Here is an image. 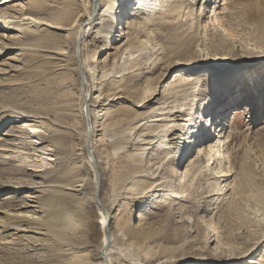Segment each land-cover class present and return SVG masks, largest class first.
<instances>
[{
	"label": "bare ground",
	"instance_id": "obj_1",
	"mask_svg": "<svg viewBox=\"0 0 264 264\" xmlns=\"http://www.w3.org/2000/svg\"><path fill=\"white\" fill-rule=\"evenodd\" d=\"M23 1L27 4H23L17 10L21 17L13 18L14 15H18L15 10L11 11L14 15L8 17L20 21L12 23L10 27L9 25L4 26L10 32L21 36L13 38L10 44H5L7 39L6 42L3 41V37L0 35V48L7 50V53L10 51L27 52L32 46L31 50L36 54L34 57H37V60L42 58V61L39 62L41 65H20V67L10 69L8 73L4 72L9 77L0 81V86L8 88L10 93L0 101V114L1 117L8 120L20 121L21 119V121L35 122L45 127L44 133L47 134L31 135L26 129L20 130V134L24 136H14L18 141L17 144L9 143L0 148V151L7 152L16 145L19 150L32 151V155L35 156V159L33 157V160L29 161L28 155L26 157L24 155L20 163L10 166L12 167L10 168L12 178L27 179L26 186L21 188L27 191V194L19 199L20 203L16 208L0 209L1 240L10 238L11 244L21 242L19 239H22V242L26 244L33 242L34 247H38L48 254L49 264H113L111 259V255L114 253L111 224H115L113 225L116 226L117 234L121 235L122 229L119 221L124 204L110 213L107 205L101 200L100 183L104 177L100 165L101 160H105L104 156L107 153L100 147L103 146L104 132L120 127L124 122L125 115L129 118L128 123L131 130L138 129L142 125L145 126L144 123L139 124L145 119H149V123H151L146 125L143 130H146V133L140 134L136 138V141L144 142L140 151L148 149L146 148L148 145H154L153 140L156 137L162 138L157 147V153L155 157L153 156L154 159L148 163V165H154L156 170L160 169L162 180L169 178V172L175 166L174 162L177 163L185 159L186 154H190L194 149L195 154L188 157L175 174L177 185L181 186L183 193H188V187L192 185L198 173L197 182L202 181L204 172L199 171L203 158L206 169L210 170L211 166L215 164L214 176H211L213 177L212 191L208 192L207 197L215 195L217 201L221 191H224L223 195L226 192L232 194V192L238 191L239 183L236 182L234 186H231L230 182L227 183L229 178H233V181L235 177L232 163L230 164L227 151L224 149L228 143V134H222L221 123L215 125V122L223 117L225 112L222 109L226 107L223 106L216 112L209 107L206 97L200 99V107L196 109L198 115L196 120L187 129L188 133L186 132L185 136L181 135L180 130L189 121L188 114L185 113V105L182 103L189 97H194V91L190 90V86L198 82V75L176 74L177 82H174L173 85L168 84L169 90L167 92L164 90V95L160 93L162 95L160 98H157L159 93L152 88L151 79L140 75L144 66L151 60V56L145 55L150 52L146 48V44L152 45L154 38L159 36L161 30L170 29L173 32L180 29L183 23L187 24L194 14L193 7L195 5H198V13L195 16L196 23L200 20L205 7L210 5L208 6L210 14L207 18L214 27L213 29L221 28L226 37H234L229 34L233 33L236 28L238 20L235 18L243 13L241 11L242 4L228 0H222V3H219V0H151L148 4L147 0H133L132 12L129 13L128 8L121 6L122 0H106L108 6L103 16L106 19V25L91 32L95 28L91 26L95 17L98 16L101 0ZM45 2H52V5L57 3L59 6L61 4L70 6L75 11L76 18L69 24L64 23L63 19L61 20L63 14L57 11V19L53 21H46V19L45 23L42 22L44 19L39 20L34 16L40 14V8L45 5ZM5 3H7L5 0L0 2V4ZM23 7H25L24 10ZM6 9L9 7L2 8L0 11ZM95 10L97 13H94ZM139 12L142 14L139 15ZM256 17L257 23L254 29L258 33L257 39L260 42V46L256 49L264 51V19L260 20L258 15ZM252 20H254L253 17ZM21 22H25V24ZM119 22L120 28L118 29ZM29 24L31 26H27ZM41 26L63 32V35L47 32V34H51L52 38L62 39L63 44L60 47L50 45L49 37L47 34H43L46 30L42 31L41 35L38 33ZM95 26L97 27L99 24H95ZM71 29L74 30L72 40L69 38ZM34 33L38 34L34 35ZM89 35H94L93 39L98 43L93 46L91 51L88 50L86 43ZM252 37L255 39L254 36ZM19 38H22L23 41L21 42ZM185 39L187 40V37ZM247 40L250 39L247 38ZM248 45L250 44L247 43L246 46ZM156 46L157 44H154L153 48ZM238 46H230L229 55L223 59L217 75L224 78L234 76L236 84L248 86L247 91H253L255 87H261L264 84V68L261 70L262 76L255 77L256 68L264 64V55L263 53L250 52L249 50H252L250 48L249 50L245 48V51L241 52V49L237 50ZM126 54L129 56L126 57ZM101 56L104 57L98 61L97 58ZM30 61L34 60L28 62L30 63ZM98 74H100L99 78H97ZM259 77L263 82L259 80ZM110 78L113 79L109 81ZM89 87H91L92 93L89 92ZM188 90H190L189 93ZM255 90L256 92L253 91L256 94L254 98L259 99V90ZM170 91H174L175 97H178L177 99H180L182 103L175 101L172 94L174 100L173 98L170 100L171 98H168ZM248 98L250 99L251 96ZM114 101H118L117 105H120L118 113H114L108 107L110 102ZM138 109L144 110V112L139 113ZM232 111L235 114L236 109H232ZM256 112L258 117L264 113V102L257 105ZM233 119L232 117L230 121ZM78 123L82 124V128L77 127ZM230 132L231 129H229ZM149 133H152V136H148ZM220 135L223 136L220 137ZM181 136L184 137L181 138ZM150 137L152 139H147ZM17 138L21 140H17ZM79 140H82V144H79ZM73 141L78 143L77 150L81 152L86 150L85 153H87V149H89L91 155L84 153V156H81L80 153L73 152L66 156L64 145ZM152 148L155 149L154 146L151 147V150ZM142 154L143 152L134 155L136 159L133 160V165L142 159ZM4 159H9V162L16 160L10 156ZM54 161L59 162L51 166ZM65 163L66 166L62 167L61 164ZM155 173H152L151 176ZM90 174H92L91 178ZM131 176L134 179L144 178L147 180L142 189L146 191L145 195L148 193L157 195L167 188L166 185H163L164 183L162 184L163 181L158 184L150 182L153 177L150 179L151 176L149 175V177L144 170L134 169ZM220 179L223 180L220 182ZM7 186L8 190L16 189L10 188L9 184ZM135 190L136 183L128 187L126 192L130 195L144 193L136 194ZM177 192L170 190L168 195L177 198L179 194ZM141 197L133 198L134 204L139 202L138 199ZM173 204L179 206L177 202ZM144 219V216L139 214L137 222L127 229V236L136 240V245L148 244L156 234L155 228L147 226ZM10 230L15 233L6 234ZM216 230L214 229L216 237L213 238L214 233L210 238L209 234L206 235L205 252L180 258L165 257L156 264H264V254L261 255L264 251L263 237L260 242L242 252L241 255L234 254V250H228L222 254L218 251L219 236ZM93 234L96 239L98 236L99 243L94 250H88ZM211 238V242L216 240L213 248L207 246ZM107 241L109 242L108 246Z\"/></svg>",
	"mask_w": 264,
	"mask_h": 264
},
{
	"label": "rangeland",
	"instance_id": "obj_2",
	"mask_svg": "<svg viewBox=\"0 0 264 264\" xmlns=\"http://www.w3.org/2000/svg\"><path fill=\"white\" fill-rule=\"evenodd\" d=\"M150 1L151 0H147V4ZM228 1L242 4L241 11L243 13L235 18V20H238L236 28L233 33L231 32V34H229L234 37H226L225 33L221 31V28L213 29L214 27L211 25L209 18H207L210 14L208 11V6L210 5L205 7L202 16H200V20L196 23L195 16L198 13V5H195L193 7V16L187 24L183 23L180 29L173 32L170 29H164L161 30L160 34L162 35L159 34V36L153 34V36L156 37L154 38L152 45L146 44V48L150 52L145 54L151 56V60L144 66L140 76H146L151 79L152 88L159 93L157 98H160L162 96L160 93L164 95L163 91L165 90L167 92L169 90L168 84L173 85L174 82H177V78H175L176 74L183 75L191 73L198 75V82L190 86V90L194 91V97H189L182 103L180 99H177L178 97H175L174 91H170V94L168 95V98H171L170 100L174 97L175 101L184 104L186 110L185 113L188 114L189 121L185 124L183 129L180 130V134L184 135L189 126H191L194 120H196L198 116L196 114V109L200 107V99L206 97L209 107L216 112L225 106L226 108L222 109V111L225 112L223 117H220V120L216 121L215 125L221 123V127L223 128L222 134H228V143L225 145L224 149L227 151L230 164L232 163L231 165L235 171V177L233 175L234 180L232 181L233 178H229L227 183L230 182L231 186H234L237 182L240 184V188L236 191L237 194L234 191L232 194L226 192V194L223 195L224 191H221L217 201L215 195L207 197L209 194L208 192L212 191L211 183H213V177L211 176H214L213 168L215 167V164L211 166L212 168H210V170H208V168H205V159L203 158L200 163V166L202 167L199 171L202 173L204 172L202 181H199V183L197 182L198 173L192 183L193 186L191 185L188 187V193H183L180 188L181 186L177 185L175 174L181 168L184 161L195 154L194 149L190 154H186L185 159L177 163L174 162L175 166L172 171L169 172V178L167 180H162L160 178V169L156 170L154 165H148L149 161L154 159L157 153V147L162 141V138L160 139L159 136L156 137L153 140L154 145H148V147H146L148 149L140 151L139 149H141L144 142H140L139 140L136 141V138H138L140 134H145L146 130L143 131L145 126L151 123H149V119H145L139 122V124H146L145 126L142 125V127L138 129L131 130L128 123L129 118L125 115L124 122H122L120 127L109 129L104 132L103 146L100 147V149L107 153L104 156L105 160H101L100 165L104 177V179L102 178L101 180L102 183H100L101 200L107 205L110 213L114 212L115 209H118L120 205L124 204L119 221L122 234H117L115 230L116 226H114L115 224H111V232L113 235L112 248L114 252L111 255V259L113 264H156L160 259L165 257L180 258L181 256H194V253L205 252V237L209 234L210 238L211 234L214 233V229H217L216 231L218 232V251L222 252V254L228 250H234V254L241 255L243 254L242 252L249 250L256 243L260 242L262 237V240L264 241V113L259 117L256 114L257 105L260 104V102H264V84L261 87H255L253 90L255 92V89L259 90L260 97L258 99L257 97L254 98L256 94L253 93V91H247L248 86L236 84L234 76V78H224L217 75L219 67L221 66L223 59L229 55L230 46L232 45H239L237 50L241 49V52L242 50L245 51V48H248V50L250 48L252 49L249 50L250 52L256 54L263 53L264 55L262 49H256V47L260 46V42L257 39L258 33L254 29V26L257 23L256 15L260 17V20L264 19V0ZM5 2L7 3L0 4V9L8 7L9 9L0 11V35H2L3 41L7 39L5 44H10L13 38L15 39L21 35L10 32L8 29H5L4 26L9 25L10 27L12 23L20 21L8 17L14 15V13L11 12L14 10L18 14L19 12L17 10L20 9L23 4H27V2L23 0H5ZM133 3V0H122L121 6L126 9L128 8L129 13H131V8L134 5ZM219 3H222V0H219ZM44 4V6L40 8V14L34 16L39 20L44 19L42 22L46 19V21L57 19V11L60 14H63L61 20L63 19L62 21L64 23L69 24L76 18L75 11L66 4H61V6L57 3H53L54 5H52V2H45ZM107 6L108 4L106 3V0H101L98 16L95 17L93 25L91 26L95 28H93L91 32L106 25V19H104L103 16L106 12ZM22 9L24 10L25 7ZM94 13H97V10H95ZM140 14H142V12H139V15ZM18 16L19 14L14 15L13 18H17ZM252 17L254 20H252ZM249 21L250 23H248ZM22 24H25V22ZM95 24H99V26L96 27ZM187 25H190V27ZM27 26L31 25L29 24ZM117 28H120V22L119 25H117ZM31 29L35 30V28ZM38 30L40 31L38 32L40 35L41 32L45 30L46 32H43V34L51 32L57 35H63V32L55 31L45 26H41ZM71 30L72 31L69 32L70 40H72V34L74 32L73 29ZM38 33H34V35ZM31 35H33V33H31ZM188 35L191 37L189 38ZM47 36L49 37V42L51 41L50 45L53 47H60L63 44L62 39L60 40L55 37L52 38L51 34H47ZM89 36L90 37L86 39V43L88 45V50L91 51L93 50V46L98 45V43L94 41V35ZM252 36H254L255 39H253ZM186 37L187 40L185 39ZM247 38L251 41H248ZM19 40L21 42L23 41L22 38H19ZM235 41L236 44H234ZM238 43L242 44L240 45ZM245 43L250 45L246 46ZM154 44H157L155 48H153ZM31 48L32 46L29 47V51L27 52L10 51L8 53L7 50L5 51L3 48H0V81L9 77V75L4 74V72L8 73L13 67H20V65H41L39 62L42 61V58H38L37 60V57H34L36 54H34L35 52H32ZM125 56L127 57L129 55L126 54ZM103 57L104 56L97 58L98 61ZM29 60L34 61H30L29 63ZM261 65L262 66L256 68V78H258L257 75L260 77L262 76L261 70H263L264 64ZM99 76L100 74H98L97 78H99ZM260 77L259 80L263 82ZM112 79L113 78H110L109 81ZM90 89L91 87H89V92L91 91L92 93V89ZM8 90V88L0 86V101L3 98L5 99L10 93ZM190 90H188V93ZM171 94L174 96L172 97ZM249 96H251L250 99L248 98ZM117 102L118 101L110 102V105L108 106L114 111V113H118L120 110V105L118 106ZM232 109H236L235 114ZM135 110H137V108H135ZM138 112H144V110L138 109ZM232 117L234 119L230 121ZM77 127L82 128V124L79 125L78 123ZM24 129H26L31 135L47 134L44 133L45 127L35 122L21 121V119L20 121H17L16 119L8 120L1 117L0 114V148H3L2 146L9 143L17 144L18 141H16L14 136L20 135L23 137L24 135L20 134V130ZM229 129H231L230 133ZM15 130L17 131L15 132ZM212 132L213 130L211 133ZM149 134L150 135L148 136H152V133ZM184 136H181V138ZM222 136L223 135H220V137ZM147 139L152 138L150 137ZM17 140L21 139L17 138ZM78 142L79 144H82V140H79ZM77 144L78 143L75 141L70 144L66 143L64 145L65 155H71L74 152L76 154L80 153L81 156H84L83 154L86 150H82V152L77 150ZM152 146H154L155 149L152 148L151 150ZM16 147L17 146L14 145L11 151H0V209L2 210L16 208L20 203L19 199L27 194V191L21 189L26 186L27 179L12 178L13 176L10 174V168L12 167L10 166L20 163V160L23 159L24 155L25 157L28 155L29 161L33 160V157L35 159V156L32 155V151L19 150ZM191 150L192 148L190 151ZM142 152V159H139L135 162V165H133V160L136 159L134 155L141 154ZM85 154L87 155V153ZM1 155H4V157ZM9 156L15 158V162H9V159H4ZM57 162L59 161L52 162L51 166H54ZM61 166H66V163L61 164ZM134 169L144 170L148 176H151V174L156 171L153 176H149L150 179L153 177L150 182L153 181L158 184V182L163 181L162 184L164 183L163 185H166L167 188H165V191L159 192L157 195H151L150 193L145 195L146 191H143L142 189L147 180L144 178H132L131 175ZM91 175L92 174H90V178ZM222 180L223 179H220V182ZM134 183H136V190L134 193L139 194L144 192L143 194H127V188ZM7 184L10 185V188L16 189L8 190L9 188ZM170 190H173L174 192L178 191V197L176 198L173 197V195H168V193L170 194ZM138 196L142 197L138 199L139 202L134 204L133 198H137ZM176 202L179 203V206L173 204ZM139 214L144 216L146 219H144V221L147 222V226L155 228L156 231L154 238L146 245H136V240L130 239L129 235L127 236V229L137 222ZM10 225L14 227L12 223H10ZM12 233L15 232L10 230L6 234ZM1 236L0 233V237ZM214 237H216L215 233L213 234V238ZM9 240L11 239L1 240L0 238V264H49L50 257L48 254L44 250L34 247L33 242L26 244L22 242V239H19L21 242L11 244L12 241ZM211 240L212 238L210 239V242ZM129 241H132L131 244ZM215 241L216 240L211 243L209 242L207 246L210 248L215 247ZM89 243L90 248H88V250H94L99 243L98 236L96 239L95 234H93ZM262 254H264V251L261 255ZM61 259L64 260L63 257H61Z\"/></svg>",
	"mask_w": 264,
	"mask_h": 264
},
{
	"label": "water",
	"instance_id": "obj_3",
	"mask_svg": "<svg viewBox=\"0 0 264 264\" xmlns=\"http://www.w3.org/2000/svg\"><path fill=\"white\" fill-rule=\"evenodd\" d=\"M87 155H91L89 149H87ZM109 242L107 241V246H108ZM106 246V245H105Z\"/></svg>",
	"mask_w": 264,
	"mask_h": 264
}]
</instances>
